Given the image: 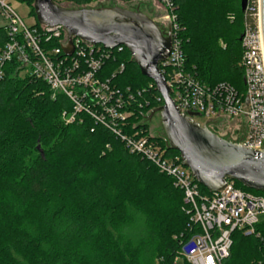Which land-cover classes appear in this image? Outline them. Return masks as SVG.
I'll list each match as a JSON object with an SVG mask.
<instances>
[{
  "label": "trees",
  "instance_id": "1",
  "mask_svg": "<svg viewBox=\"0 0 264 264\" xmlns=\"http://www.w3.org/2000/svg\"><path fill=\"white\" fill-rule=\"evenodd\" d=\"M22 2L35 14L33 0ZM69 2L83 8L93 0ZM171 2L186 69L206 86L227 83L243 93L241 0ZM9 39L0 26V53ZM59 46L55 39L42 45ZM5 73L0 83V264H189L184 252L193 226L183 211V193L152 163L131 154L115 133L150 136L146 118L164 105L130 52L115 50L97 74L118 92L110 105L122 97L116 109L125 120L111 119L89 100L96 117L76 113L68 96H54L17 59L6 64ZM152 140L168 148L163 138ZM232 238L225 264H264V222L255 226V234L234 232Z\"/></svg>",
  "mask_w": 264,
  "mask_h": 264
},
{
  "label": "built area",
  "instance_id": "2",
  "mask_svg": "<svg viewBox=\"0 0 264 264\" xmlns=\"http://www.w3.org/2000/svg\"><path fill=\"white\" fill-rule=\"evenodd\" d=\"M12 1L22 2L0 0V17L5 22L4 28L10 38L0 53V83L6 76V64L17 59L26 72L45 82L54 96L58 93L68 96L75 105L76 113L86 111L95 116L87 103L89 100L103 107L111 119L125 120L127 116L119 114L116 109L122 106V97L115 100V106L110 105L118 92L111 88L110 81H100L97 74L105 62L114 56L115 50L121 52L126 48L108 50L73 38L74 53L68 56L62 48L68 42V35L61 26L40 25L39 29L36 27L37 22L28 26L12 7ZM52 1L61 8L71 5L69 0ZM102 1L93 0L92 3ZM118 2L134 9H138L144 2L161 10L156 14V23L165 37L171 34L173 44L169 57L160 64V70L171 90V98L181 113L186 116L195 114L193 119L202 127L232 129L238 137L235 142L244 148L264 149V42L261 0H247L244 12L245 23L241 36L243 55L240 63L244 74L243 93L227 83L206 86L186 69L185 55L178 38V18L171 0ZM52 39L59 41L58 48L42 47L43 42L48 43ZM120 70H124L123 65ZM73 120L74 116L67 122ZM113 127L115 128V124ZM115 133L121 137L131 154L152 163L161 174L170 177L174 186L183 193V211L193 226V235L187 245L191 249L184 252L189 264H225L230 258L234 232H242L246 236L255 234V226L260 223V217L264 216V195L246 192L238 188L235 181H227L225 189L220 192L203 194L180 156L169 154L168 148L164 149L159 142L152 140L158 138L157 136L135 134L128 137L116 129Z\"/></svg>",
  "mask_w": 264,
  "mask_h": 264
},
{
  "label": "water",
  "instance_id": "3",
  "mask_svg": "<svg viewBox=\"0 0 264 264\" xmlns=\"http://www.w3.org/2000/svg\"><path fill=\"white\" fill-rule=\"evenodd\" d=\"M246 7L247 0H241L243 12ZM34 10L39 25L61 26L66 31L68 42L62 48L68 56L74 53L73 38L108 50L124 47L130 52L141 74L154 82L164 101L149 119L159 115L168 149L179 153L183 165L209 193L222 191L227 181L264 192V149H247L226 140L195 122V114L186 116L175 105L160 70V64L171 53L173 41L171 34L165 37L154 20L140 11L121 7L64 9L52 0H35ZM261 25L264 42V0Z\"/></svg>",
  "mask_w": 264,
  "mask_h": 264
},
{
  "label": "rangeland",
  "instance_id": "4",
  "mask_svg": "<svg viewBox=\"0 0 264 264\" xmlns=\"http://www.w3.org/2000/svg\"><path fill=\"white\" fill-rule=\"evenodd\" d=\"M11 5L18 12V14L22 17V19L28 26H32L37 22L36 14H33L32 8L29 6L28 3L26 2L22 3L20 1H12ZM111 7H121L124 9L131 10V11H140L144 13L145 15H147L152 20H154L155 22H157V16H156L157 12L160 13L161 11L160 9L156 8V6L153 4H147L143 2L142 4H140V6H138V9H134L132 6H128L127 4H124L123 2H118V1H113V0H103L102 2L91 3L90 5L83 7V8L98 9V8H111ZM64 9H81V8H77L76 6L69 5L68 8H64ZM4 25H5V22L0 17V26L4 27ZM149 116L146 118V122L150 126V130H149L150 133L153 136H157L158 138H165L166 135L162 127V123H161L159 115H156L151 120L149 119ZM199 121L202 123L201 119ZM210 130L214 132L215 134L219 135L220 137L226 140H229V141L235 142V139L238 138L237 134H235L232 131V129H228V128L221 129V128L213 127V128H210ZM260 220L261 222H264V216H261ZM190 249H191V246H187L185 248V252H188ZM156 264H159V263L156 262Z\"/></svg>",
  "mask_w": 264,
  "mask_h": 264
}]
</instances>
